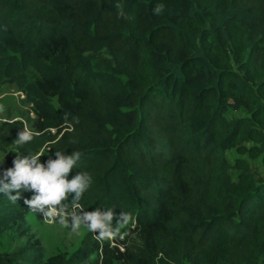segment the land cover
Here are the masks:
<instances>
[{"label":"trees","instance_id":"obj_1","mask_svg":"<svg viewBox=\"0 0 264 264\" xmlns=\"http://www.w3.org/2000/svg\"><path fill=\"white\" fill-rule=\"evenodd\" d=\"M101 49L114 70L89 62ZM0 77L23 88L35 115L23 145L21 121L0 124V169L12 166L10 145L42 162L78 149L68 178L83 169L92 184L81 209L71 196L56 208L114 207L115 231L134 234L110 247L87 231L46 259L29 237L0 264H259L264 178L238 158L231 178L227 152L264 165V0H0ZM32 195L0 194V232L46 216L24 203Z\"/></svg>","mask_w":264,"mask_h":264},{"label":"clouds","instance_id":"obj_2","mask_svg":"<svg viewBox=\"0 0 264 264\" xmlns=\"http://www.w3.org/2000/svg\"><path fill=\"white\" fill-rule=\"evenodd\" d=\"M164 9L163 3H158L154 8L155 14H160ZM34 132L27 126L18 131L14 139L17 145H23L34 139ZM41 156V155H40ZM40 156L29 154L24 156L20 151L13 157L12 166L0 169V194L6 195L10 200L16 201L21 195V190H31V198H25L24 203L38 210L41 214L51 215L62 201L71 196L72 206L81 209L80 200L92 184V176L81 169L70 179V170L77 167L81 158L78 149H72L71 153L55 150L46 161H41ZM5 157L0 160V165L5 162ZM79 168V167H78ZM15 190V194H13ZM114 207H96L88 211H80L71 215V229L75 231L81 225L95 232L101 238H110L115 234L113 226ZM127 214L122 211L119 222L125 219Z\"/></svg>","mask_w":264,"mask_h":264},{"label":"rangeland","instance_id":"obj_3","mask_svg":"<svg viewBox=\"0 0 264 264\" xmlns=\"http://www.w3.org/2000/svg\"><path fill=\"white\" fill-rule=\"evenodd\" d=\"M91 65L98 70H114V62L107 50L101 49L99 51L85 53ZM34 72L28 71V80H32ZM23 88L10 78L0 77V124L3 121L19 120L23 127L27 126L30 129L34 121L35 115H32L31 103L25 97H21L20 92ZM54 106H58L55 97L51 98ZM247 115L241 108L238 110L228 109L226 116L240 117ZM54 130H51L53 132ZM246 145H251L247 142ZM13 152L16 155V148L14 145L6 147V151ZM42 152V149L40 150ZM5 151L0 148V160L3 159ZM231 167L229 174L231 178H235L239 172L233 165L236 158L243 159L247 162L248 168L253 174L255 180L264 178V165L261 161V156L250 157L248 154H238L233 149L227 152ZM79 213L73 208L58 209L51 214L46 215L43 219H38L34 214L29 213L22 225H12L0 232V252H8L20 247L29 237L36 238L40 241L44 259L57 252L65 251L71 253L80 243L82 236L88 230L84 225L73 231L71 229V215ZM94 235L101 242H109V246L115 245L116 240L126 239L127 243L133 240L134 234L128 233L123 227L117 229L115 234L110 238H101ZM115 241V242H114ZM119 247V246H118ZM97 254H93L91 259H95ZM259 264H264V255L259 257ZM112 264H121L120 261L114 260Z\"/></svg>","mask_w":264,"mask_h":264},{"label":"built area","instance_id":"obj_4","mask_svg":"<svg viewBox=\"0 0 264 264\" xmlns=\"http://www.w3.org/2000/svg\"><path fill=\"white\" fill-rule=\"evenodd\" d=\"M20 95H21V97H25V93L22 92V91L20 92ZM31 109H32V110H31V111H32L31 113H32V115H34V111H33V105H32V103H31ZM114 242H115V241H114ZM115 244H116V242H115ZM117 246H119V249H120V250H123V245H122V244H117Z\"/></svg>","mask_w":264,"mask_h":264}]
</instances>
